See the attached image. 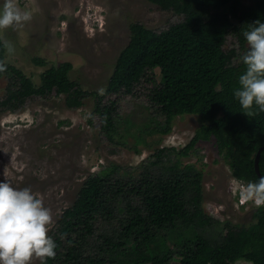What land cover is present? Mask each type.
Here are the masks:
<instances>
[{
  "label": "trees",
  "instance_id": "16d2710c",
  "mask_svg": "<svg viewBox=\"0 0 264 264\" xmlns=\"http://www.w3.org/2000/svg\"><path fill=\"white\" fill-rule=\"evenodd\" d=\"M183 17L160 32L139 23L129 25V41L117 56L101 93L84 90L69 77L72 64L45 69L35 85L17 67L5 63L0 37V61L8 82L0 99V114L20 111L31 98L64 96L68 109L93 101L100 133L108 140L116 132L118 101L132 94L144 78L152 83L150 102L163 112L196 115L200 127L181 149L161 148L143 161L137 178L113 167L81 187L72 206L64 209L49 233L56 254L45 264H230L246 260L264 264V205L253 207L248 226L220 222L205 213L203 172L183 165L199 142L214 140L230 174L244 182L258 179L254 157L264 146V112L241 111L233 91L244 70L240 57L247 51L243 30L257 19L264 22V0H148ZM232 37L238 50L224 49ZM238 60L235 63V60ZM34 63L45 66L41 58ZM159 71V82L152 73ZM172 118L159 131L167 134ZM168 153L174 154L171 161ZM264 175V150L258 162ZM164 239H166L164 242ZM126 248L118 252L117 244ZM41 264V262L39 263Z\"/></svg>",
  "mask_w": 264,
  "mask_h": 264
},
{
  "label": "rangeland",
  "instance_id": "374dc122",
  "mask_svg": "<svg viewBox=\"0 0 264 264\" xmlns=\"http://www.w3.org/2000/svg\"><path fill=\"white\" fill-rule=\"evenodd\" d=\"M16 3L32 15L22 27L0 31L5 63L20 69L38 86L45 69L69 62L70 79L84 90L99 93L129 41L131 23L160 32L183 19L148 0H16ZM244 3L249 4L250 0ZM6 41L14 47L11 54ZM231 48L238 50L229 36L224 49ZM34 58L43 59L46 65L35 64ZM151 76L155 83L159 82L158 70ZM7 82L5 76L0 78V99ZM151 88L152 83L144 78L132 94L112 96L118 101L112 140L100 133L90 98L84 100L81 108L68 109L64 96L53 93L47 98L27 100L18 112L0 114V180L39 194L52 212L51 231L62 211L72 206L81 187L113 167L126 178H137L143 161L156 150L170 147L179 150L191 140L201 125L199 117L178 115L173 107L158 111L149 100ZM166 116L172 118L171 129L162 134L159 129L164 126ZM168 155L171 161L176 158L174 154ZM180 161L203 172L202 207L206 214L238 226L253 223L254 206L236 205L238 190L213 139L199 142L195 151ZM117 247L122 252L126 245L119 242ZM39 263L38 258L32 260V264ZM171 264H178L177 260ZM230 264L251 263L237 260Z\"/></svg>",
  "mask_w": 264,
  "mask_h": 264
},
{
  "label": "clouds",
  "instance_id": "9594fccd",
  "mask_svg": "<svg viewBox=\"0 0 264 264\" xmlns=\"http://www.w3.org/2000/svg\"><path fill=\"white\" fill-rule=\"evenodd\" d=\"M31 12L22 10L16 0H3L0 4V31L18 28L31 19ZM247 42L240 60L245 66L238 77L234 98L242 112L254 116L256 110L264 112V22L257 19L242 32ZM8 53L14 51L5 42ZM7 65L0 61V73ZM239 196L256 206L264 205V175L242 185ZM53 224L51 210L44 205L39 194L30 188L14 187L0 180V264H32L38 258L45 264L56 254V242L49 235Z\"/></svg>",
  "mask_w": 264,
  "mask_h": 264
},
{
  "label": "built area",
  "instance_id": "2783aa9c",
  "mask_svg": "<svg viewBox=\"0 0 264 264\" xmlns=\"http://www.w3.org/2000/svg\"><path fill=\"white\" fill-rule=\"evenodd\" d=\"M231 180H232V184L236 185V190H238V193H239L242 185L246 183L243 180L237 179V178H235L233 176H231ZM236 205L237 206H244V207H247V206L250 205V206L257 207L253 202H251V201H243L240 197L238 198V202H236Z\"/></svg>",
  "mask_w": 264,
  "mask_h": 264
},
{
  "label": "water",
  "instance_id": "95a60500",
  "mask_svg": "<svg viewBox=\"0 0 264 264\" xmlns=\"http://www.w3.org/2000/svg\"><path fill=\"white\" fill-rule=\"evenodd\" d=\"M263 150H264V146H261L256 152L255 157H254V170H255L257 177L261 176L259 172L258 162H259L260 154Z\"/></svg>",
  "mask_w": 264,
  "mask_h": 264
}]
</instances>
